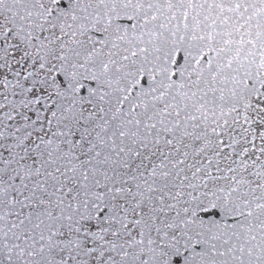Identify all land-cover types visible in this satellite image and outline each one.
Returning <instances> with one entry per match:
<instances>
[{"label": "snow or ice", "instance_id": "snow-or-ice-1", "mask_svg": "<svg viewBox=\"0 0 264 264\" xmlns=\"http://www.w3.org/2000/svg\"><path fill=\"white\" fill-rule=\"evenodd\" d=\"M0 264H264V0H0Z\"/></svg>", "mask_w": 264, "mask_h": 264}]
</instances>
